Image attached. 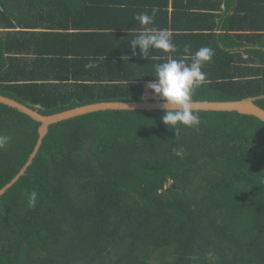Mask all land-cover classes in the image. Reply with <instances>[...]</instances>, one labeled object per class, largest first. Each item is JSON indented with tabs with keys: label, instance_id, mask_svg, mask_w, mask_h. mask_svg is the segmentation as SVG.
<instances>
[{
	"label": "trees",
	"instance_id": "16d2710c",
	"mask_svg": "<svg viewBox=\"0 0 264 264\" xmlns=\"http://www.w3.org/2000/svg\"><path fill=\"white\" fill-rule=\"evenodd\" d=\"M64 2L0 0V95L46 116L141 101L157 79L152 64L191 63L201 47L215 55L192 101L264 95V0H92L101 25ZM153 8L152 25L135 19ZM149 27L166 29L176 52L133 54L130 40ZM197 113L199 127L181 126L176 138L164 111L52 125L0 197V264H264V123ZM40 126L0 103V136L11 138L0 148V190L29 161Z\"/></svg>",
	"mask_w": 264,
	"mask_h": 264
},
{
	"label": "clouds",
	"instance_id": "9594fccd",
	"mask_svg": "<svg viewBox=\"0 0 264 264\" xmlns=\"http://www.w3.org/2000/svg\"><path fill=\"white\" fill-rule=\"evenodd\" d=\"M156 15L157 9L153 8L151 14L138 13L135 19L141 25L147 26L154 23ZM129 44L133 54H136L139 48L140 55L145 59H148L151 49L163 50L166 53H175L177 50L176 44L166 29L151 27L130 40ZM214 55L212 48L201 47L194 53L191 63L183 59L170 58L166 62L151 65L154 69V77L157 79L150 82L148 88L163 102L165 115L162 120L165 125L174 130L175 138L181 126L197 128L201 124L199 113L192 109L193 91L206 81L207 73L203 71V68L206 63L212 61ZM85 67L92 68L93 64H86ZM10 140L8 136H0V148L8 145ZM174 154L182 157L183 149H174ZM37 197L36 191L29 194L28 206L30 208L36 205Z\"/></svg>",
	"mask_w": 264,
	"mask_h": 264
},
{
	"label": "water",
	"instance_id": "95a60500",
	"mask_svg": "<svg viewBox=\"0 0 264 264\" xmlns=\"http://www.w3.org/2000/svg\"><path fill=\"white\" fill-rule=\"evenodd\" d=\"M263 96L250 97L242 100L233 101H192V109L194 112H230L239 113L241 115L253 116L264 123V109L256 104L257 101L263 100ZM0 103L9 106L19 112L29 116L33 120L41 123L39 128V140L37 145L24 168L20 173L4 188L0 190V197L5 195L27 172L36 158L44 138L49 133L52 125L63 121L71 120L80 116L92 113L106 111H164L160 99H143L141 101H116V102H99L88 105L79 106L61 113L53 115H43L38 110H34L12 98L0 95ZM131 109V110H130Z\"/></svg>",
	"mask_w": 264,
	"mask_h": 264
},
{
	"label": "crops",
	"instance_id": "0c3cea01",
	"mask_svg": "<svg viewBox=\"0 0 264 264\" xmlns=\"http://www.w3.org/2000/svg\"><path fill=\"white\" fill-rule=\"evenodd\" d=\"M62 1H67V3L63 4H59L60 6H62V8H65V10L67 11V14H72V15H82L84 17H86L88 19V22H95L98 25H101L98 23V21H95L91 18L92 14L96 13V8L92 5V0L86 2L85 4L84 1L85 0H62ZM83 4V5H82ZM17 12H19V10H17ZM75 31V33H78L77 30L72 29L70 30V32ZM93 31V30H92ZM62 32V31H60ZM107 32H114V30H109ZM69 40H71L72 42L75 41V38H69ZM150 82L145 83V88H144V94L143 97H146L148 94V85ZM150 92V91H149ZM152 95H154V93H151ZM146 99H149V97H146ZM151 99H158V98H151Z\"/></svg>",
	"mask_w": 264,
	"mask_h": 264
},
{
	"label": "rangeland",
	"instance_id": "374dc122",
	"mask_svg": "<svg viewBox=\"0 0 264 264\" xmlns=\"http://www.w3.org/2000/svg\"><path fill=\"white\" fill-rule=\"evenodd\" d=\"M11 9H13V8H11ZM149 89V88H148ZM150 91V92H149ZM149 91H148V94L149 95H147L146 97H149V99H151V98H158L159 99V97H157V96H155V95H152L151 93H153L150 89H149Z\"/></svg>",
	"mask_w": 264,
	"mask_h": 264
}]
</instances>
